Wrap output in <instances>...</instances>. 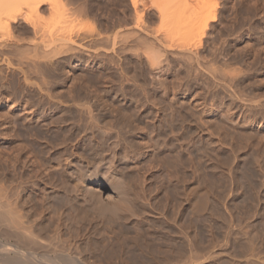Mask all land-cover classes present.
I'll return each instance as SVG.
<instances>
[{
  "label": "rangeland",
  "instance_id": "1",
  "mask_svg": "<svg viewBox=\"0 0 264 264\" xmlns=\"http://www.w3.org/2000/svg\"><path fill=\"white\" fill-rule=\"evenodd\" d=\"M27 1L28 0H26L25 6V4H21L19 0L18 5L21 4L22 6L19 8L17 5L18 8L17 6L15 7L16 9L13 8L15 13H20L24 6V10L27 9V12L30 11L27 7ZM56 1L57 0L53 2L57 3L58 1ZM133 1L134 0H77L82 9L81 12L79 11V15L76 13L77 10H74L76 9L74 7L79 5L77 2L75 6L73 5V9L69 6H61L62 8L60 9V6L57 4L56 6H58L59 11L58 14L56 12L54 14L55 16L57 14V17H54V12H49L47 15V10L45 12L47 19H45V13H42L43 15L41 17H44L40 23L46 20L42 23L45 25L44 27L50 24V22L48 24L47 20L54 21L55 19V24L54 22L51 24L53 26L52 28H56V26L58 27V25L62 23L61 19L63 16H66L65 19H69L70 15L68 13L71 12L70 14H72L76 11L72 14L73 17L71 16L73 22L70 21L69 24L72 26L71 29H69L70 32H67V34L70 33V36L72 35V37L76 36L79 31L83 34L84 31L82 30H85L84 28H81L83 25L87 29L89 28L93 31H90L89 33L91 34L86 36H82V34L79 33L81 39L79 38L80 41H77L80 43L84 39L82 37H85L84 40L87 43L96 40L97 43L100 44H95L96 47L92 45L95 47L94 49L89 46L90 44H94V42H89L88 45H86L87 43L83 40L81 43H86H84V45L81 44L83 45V49L78 43L76 44L80 49H78L76 44H72L75 46V49L77 48V52H73L75 54L74 56H72V50L70 51V49H68L66 50L67 54H64L63 52L61 57V54L56 56V53L55 56L53 55L54 58L53 56L44 57L46 55L42 48L39 50L38 56L36 55V51L30 50L31 52L29 51L30 53L28 52V54H26V52L25 54H13L14 57L12 58V64L14 67L3 66L4 72L7 70L5 73L8 77L10 76L11 81L14 80L15 82L16 80L17 83L15 82L16 85H14L10 79L7 78V81L10 83L8 84L5 80L7 83L4 82L5 84H3V87L5 88L0 89V123L1 120L5 118L7 119L9 115L13 118L11 119L13 122L11 121L12 126H10V129L5 130L6 132L4 131L0 136V172L2 173L6 171L4 174L2 173V175L8 174L7 176H2L3 178L0 175V181L2 180L1 182L4 183L6 182V187L8 185V188L5 187V189H7V192H11L12 190L10 189L12 187L10 188L9 184L11 182L14 183V177L16 175L15 179L18 180H15V182L18 181V183L16 182L18 185L15 186L16 183L11 184V186L13 185V191L16 193L13 194V191L12 194L9 193L12 198L10 201L15 202L16 199L14 197H16L18 201L20 200V204H22L24 199L26 203L23 204L28 205L25 206L26 211L28 207L30 210L27 211L28 213L30 212L29 215H32L33 218H37L40 221L36 220V222L33 220L32 222L35 221L38 224L42 223L41 229L45 227L40 230V227H36L34 222V224H32L33 227L35 226L34 229L37 228L38 233L44 231L40 233L41 236H43L45 232L50 235L49 237L45 234L47 240H49H45L44 243L40 242V246L39 241L38 244L31 246L34 248H37L36 246H38V248L35 249V251L37 250L36 254L34 250H30L37 257L42 254L41 256L43 257L40 256L41 258L46 260H49L50 258L52 259L53 254L50 253L53 251L52 247H58V249H54V254L58 256L60 255L63 259H69L70 257L69 260L76 262L77 264H82V262H84L83 264L86 262H89V264H142L143 258L141 257L143 256L142 254L140 255V250L142 249V241H144V239L147 240L150 247L154 248V251L161 249L160 251L167 250L169 253V250H175L174 247L177 246L176 243L179 244L178 240L176 242L174 238L170 237L171 241L174 242L173 244V242L171 243L170 238L166 235L170 232L169 235H172L173 233L170 226H173L175 222V224L177 223L176 225H178L177 228H179L180 225L182 227L183 220L181 222L179 218L184 219V223L190 221L193 223L195 217L200 214V212H204L202 211L205 208L204 206H206L204 204L209 202L211 198L213 201L211 200L209 204L207 203L208 205L206 206L207 208L205 212L211 209H218V207L221 211L220 206L222 205L217 203L219 201H215V199L222 198L219 195H224V199L226 196H229L226 200H230V197L232 199L234 197L236 198L233 199L236 200L234 203H227L226 200V203L222 201L225 206L226 204L229 205H227V207L224 205L222 206V213L225 216H228L229 214H226V210L229 211L231 206L234 207V209L235 206L241 207V201H243L241 197L246 198L257 197L259 194L264 195V0ZM184 1H186L185 4L188 1L187 8L192 11L194 10L193 13L190 11V14L188 9L186 14L185 12L187 9L185 10L184 7L182 12V5L180 6V4L182 2L184 3ZM136 2L137 5H135ZM48 5L49 4L47 3V6L45 7H48ZM84 5H86L87 8ZM82 6L85 8H82ZM177 6L181 8L177 9ZM172 7L176 8L175 10L177 13L175 10H172ZM88 8L92 10L90 11ZM213 9L217 10L218 19L215 22L212 33L209 35L208 40L204 42L205 45L203 48L204 50H201V57H196L195 59L192 57L191 59V56L190 58L188 57L191 53L188 50H185L186 52L183 51L184 48L180 50V46H184L182 43L186 45L188 40V44H191L190 42L193 39L194 42L197 41H195V39L199 38L204 26V13L207 10ZM53 10L56 11V9ZM68 10L70 12H68ZM84 10L86 16H84ZM160 11L163 13L161 14ZM178 12H180L181 15L180 13L178 14ZM23 14H25V12ZM75 14L78 16H75ZM47 16H51V18L54 19H48ZM182 16L183 19H181ZM81 18H84L85 22ZM21 19L22 21H20ZM21 19L19 20L20 23H16V25H21V22H24L23 18ZM65 19L63 18V20ZM138 19L140 21H138ZM59 22L61 23L59 24ZM66 23V25H68V22ZM16 25L14 26L17 28L18 25ZM70 26L68 25V28H70ZM148 27L150 30L155 29V33L154 30H147ZM18 28L20 29H16L18 34L14 30V35L17 34L16 37H19L20 35V38H24L23 41L25 42L24 44H26L24 46L28 45L33 49L32 45L28 43V40L33 37V31L32 33L27 32L26 34L23 29L21 30L20 26ZM63 29L62 31L66 33L65 29ZM77 29L80 30L77 31ZM87 29L85 31L88 32L89 30ZM135 29L138 30V32H135L136 34L140 33L137 35L135 34L132 37H130L132 34L128 36L129 32L131 31L133 33ZM72 30L73 32L75 31V33H78L76 35L75 33L72 34ZM118 34L121 36L120 38H118ZM99 35L101 36L100 38ZM122 35L125 37L127 35L128 38L123 39ZM141 35L146 37L144 38ZM163 35L164 37L166 35V37L169 38L167 39L168 43L166 38H164L163 41L162 39L160 41L158 38L159 36L163 38ZM6 36V34L2 35V38ZM94 36H97L98 38ZM179 36L180 38H176ZM137 37H141L138 41L140 44L145 41V44H148L149 41H152L149 43L150 51L151 46L155 45L154 47H156L161 45L163 47L166 42L165 46L168 44L167 47H160L162 48V51H165L162 53H164L165 55L163 54V56L168 59L166 60L167 62L163 63L162 61L165 60L161 57L162 54L160 53L161 56L157 54V52H161L160 47H156L160 51L156 48L154 50V47L152 50L155 52L157 51V57L155 58L152 56V60L155 58V63H153L152 60L151 63L149 62L150 60H146L147 56H149L146 51L149 52V50H146V48H144L145 46L139 45ZM171 37L176 39H172ZM90 38H92V40ZM143 38H148L149 40L144 41ZM170 38L172 41L175 40V42H170ZM181 38L182 40L179 41ZM100 41H102V43ZM193 41L192 44L194 43ZM114 42H116V45ZM176 43H179L180 45L178 46ZM169 44L176 46L173 47ZM72 45L71 48L73 47ZM85 46L91 48H85ZM186 46L189 47V45ZM186 46L185 49L188 48H186ZM121 47H123L124 50ZM146 47H148V45ZM169 47L171 49H169ZM84 48V52L86 53L81 51V49L84 50ZM172 48H175L174 52ZM178 50L182 53L180 54ZM80 51L82 53H80ZM78 52L79 56L77 55ZM167 52H170V54ZM23 54L26 57L28 55L29 58H27L30 62L28 63L29 65L25 62L26 57ZM31 54L36 60L40 59L41 56L43 57V60H38V62H41L40 64L33 57L38 63V65H36L37 67L34 65L35 63L32 64L30 61V59H32V57H30ZM16 56H19L20 59L16 58ZM77 56L81 58L79 59ZM144 56H146V58ZM50 58H52L51 62ZM16 59L20 61L24 59L22 60L24 63L21 64L20 61V63H16ZM46 61L48 62L47 65L44 63ZM53 62H55V65L53 64L54 66L51 65ZM151 64H153V67L150 66ZM27 65L30 66V68ZM43 65H46V69L48 68V70L44 69L45 66L43 67ZM49 65H51L50 68ZM26 66L29 69H27ZM19 67L26 71L28 78V81L26 82L27 84L24 81L25 75L19 73ZM37 68H39V70ZM40 69L44 70L42 71ZM9 72L12 77L14 75L13 80L11 75L8 74ZM48 72L51 77L48 75ZM20 78L24 83H22L21 80L18 82V79ZM28 82L32 85L28 84ZM18 83L20 84L19 87ZM16 89L21 91V93H17L18 91ZM80 89L83 91H80ZM49 93L52 95L51 97ZM79 93H85L84 95H87V97H83L84 95H80ZM42 98H44V100ZM80 100L83 101V104ZM86 102H88V104L91 103L92 105H88ZM81 105H83V107ZM90 105L93 106L92 109L99 110L95 115L104 111L106 113H104V115H107L106 120L109 123H102L101 125L99 123L101 127H99L97 123V128L96 126L92 127V125L87 124H93V121H95V118H92L93 110ZM78 107L79 109L81 108L84 113L86 112L88 115L87 117H89V114L92 115L91 119L94 120H89V122L86 118V114H84L85 116L83 115V120L80 118L81 116H77L78 113L81 115L83 114L81 113L82 110H79ZM87 107L90 109L91 113H89L90 111L87 112ZM34 110L37 111V115L34 113ZM76 111L78 113H76ZM46 112L48 113L46 114ZM81 120L82 123L85 121V125H88L85 129L82 127L83 124L81 123ZM54 121L56 122L54 123ZM85 125L83 126L85 127ZM93 125H95V122ZM79 126L81 127L79 128ZM106 126L108 128H106ZM1 128H3V125L0 126V129ZM36 132H38L40 135L39 137H41L38 138L39 140L41 139L40 141H37L38 133ZM20 133H22V135ZM33 133H35V135H33ZM35 139L37 144H34ZM100 143L103 144L101 145ZM51 144L53 145L52 147ZM73 145L75 147H73ZM76 145L79 146L77 147ZM97 147L100 148V150ZM74 148L76 149L73 150ZM62 149H66V151H61ZM71 150L72 152H70ZM73 152L77 153L74 154ZM61 153L63 154L62 157L65 158L61 159V156L58 157ZM32 156L37 158L39 162H43V164L45 163V165H42V163L37 164V159L35 160ZM73 156L77 158L75 159ZM29 158H32V160H28ZM55 158L59 159V161L66 159V163L70 161L69 164H76L77 171L75 170L76 166H73V164L68 165L64 161H62L64 164L61 162V165L57 160L59 163V165H57L58 163L55 161ZM79 158L83 160H80ZM71 159L73 161L75 159V161L73 162ZM77 159L85 164L80 163ZM20 160H23V162ZM14 161H19L18 163L16 162L18 165L14 164ZM32 161L36 163H33ZM77 161L78 163H76ZM20 162L25 166H27V163H30L26 169V167ZM39 164H41L42 167L45 166L44 169L48 167L47 170L43 171L44 169ZM65 164L67 166H65ZM82 164L86 166L88 164V166L84 167ZM12 165H15L14 168H17L18 172L17 170H14V168H12L14 171L10 170ZM19 165H22V168H18L17 166ZM81 165L84 169L87 168L84 170L86 176L84 171H81ZM64 166L66 169L63 170L62 168L61 171V167ZM71 166L72 169H69ZM95 167L97 168L95 169ZM21 169H25V173L24 171L22 173ZM41 169L43 172L39 173ZM58 169H60V171ZM68 169L70 172L73 170L71 174L68 172ZM78 170L82 173L81 177L84 175L83 178H80L79 176V180L82 179L81 181L76 179L78 178L76 175L81 174ZM88 170H92L93 173L97 171V173L95 172V175L92 176V172L89 173ZM9 172H12L13 176L11 174L9 176ZM16 172L17 174H15ZM61 172L62 176L60 174ZM66 172L69 173L70 177L74 175V180L69 176L67 177ZM73 172L79 173L74 174ZM100 173L101 175L104 174V176L99 175ZM37 174L39 176H37ZM87 174L91 176H88L89 178L96 179V182L92 184L93 190L91 187L84 188L83 180L88 178ZM11 176L12 179H9ZM43 177L47 180L45 178L43 179ZM7 178L9 179L8 181H6ZM44 180L46 181L44 182ZM66 180H69V183L66 182L68 185L65 183ZM62 182H64L66 186H64ZM74 182L80 183V186L82 185L81 187L84 188L76 190L77 192L80 191L77 194L76 191H74L75 188L80 189L81 187H76L79 184L75 183V185ZM120 185H122V187ZM71 186L72 188L75 186L73 190H71ZM124 187L130 189V191H128V189H126L127 191H124ZM189 187L196 189L192 191L194 193H197L196 191L200 193L199 189L203 188L204 193L200 194L202 196L206 193V197L200 196V198L204 199V197H211L207 200L204 199L206 201L204 203L203 199L200 201V198L195 194L197 196L196 199L199 198L198 201L203 203V208H201L202 206L200 205V202H195L196 196L191 194L192 192H188L187 194ZM94 188L98 189V193L97 191L95 192L97 195L94 193ZM115 190L116 193L114 192ZM120 190L123 193L126 192L123 197L121 196L122 192ZM117 192H121L120 196L125 199V201H123L122 198H119L123 203L118 201L119 194ZM99 193L101 195V197L99 196L98 198H101L100 202L98 199L96 200ZM82 194L84 195L85 200H83L84 197H81ZM190 194L194 196V200L191 199L192 196ZM250 194H254L255 196H250ZM76 195L79 197H76ZM215 195H218V197ZM127 196H129L128 198L130 199L126 200ZM182 196L184 199H182ZM18 197L20 198L18 199ZM185 197L188 198V200H193V202L190 203V201L185 200ZM92 198L94 199V202L91 201L93 200ZM13 199H15V201ZM86 200L93 202V204H89L90 202L86 203ZM110 200L113 201L110 202ZM182 200H184V203ZM96 201L98 202L96 203ZM117 201L121 203L120 205H124L127 201L131 204H126L128 207L122 205V207H124L122 209V207L117 204ZM187 201L189 203H187ZM101 202L107 205L104 206ZM106 202H109V204ZM237 202L239 204L234 205ZM263 202L260 205L261 210H263L262 208L264 207H262V205H264ZM100 203L104 208L106 207L105 211L107 213H104L105 211L103 212L104 208L101 207L102 205ZM192 203L194 206L190 207ZM198 203L202 210L199 209ZM97 204L98 206H96ZM116 204L119 205V207L116 208ZM177 204H180L178 208L175 206ZM91 205H93V208ZM112 206L114 208H112ZM126 208H128L129 211L133 209L132 211L135 210L136 213H126ZM197 208L199 209L198 212ZM174 209H176V211H174ZM234 209L231 208V210ZM236 209H238V207ZM164 210L167 216L169 214L171 217L172 214L173 217L176 214L172 218L176 219L173 221V224L172 221L171 223L167 221L169 217H166L163 213ZM190 210L191 212H189ZM160 211L161 214H159ZM186 212L188 215L191 213L188 217H191V215L193 217L194 215L193 220H191L192 217L190 219L186 218L187 214H184ZM102 213L104 215H102ZM182 213L184 217H182ZM235 213L239 214H236L238 218H243L241 212L239 213V211H235ZM235 213L234 217L232 216L233 219L237 218ZM58 214H60V217ZM155 217H159L158 220L160 219L162 220L161 222L165 223H162L164 227L170 223V226L168 225L169 228L168 226L164 228L160 224H156L158 228L155 227V224L153 223H155V221L159 223L158 220H155ZM164 217L166 218L164 219ZM30 218L32 220L31 216ZM178 222L180 223L178 224ZM184 223L183 225L185 226L186 223ZM159 225L161 228L169 231H165L164 229L159 231ZM176 225L172 227L175 232L178 230L175 227ZM188 225L186 226L188 227ZM58 226L60 228H58ZM181 227L179 229H182ZM156 228L157 231L153 234ZM60 231L61 235L63 234V237L61 236L59 238ZM164 232L166 233L164 234ZM160 233L164 234L163 236L161 235L162 238L159 237ZM0 236V244L2 243L0 247L6 242L8 245L14 244V239L3 238V235ZM157 236L159 239L156 238ZM164 237L166 239L168 238L166 242L164 241L165 243H168V241V245L171 243L169 246L162 241L165 240ZM44 238L46 239V237ZM44 238H42V240H44ZM49 243L52 246H47ZM161 243H163V246L160 245ZM41 244L44 246L41 247ZM17 245L19 246L20 244ZM25 246L21 247L24 251L31 248L30 246V248L27 246L28 249L24 248ZM67 246H70L71 248L68 250V248L66 249ZM72 246L78 251L77 255L74 252L72 253V251H76ZM59 247H63L64 249H59ZM39 248L43 250H40ZM46 248L49 251H47ZM155 248L158 249L156 250ZM45 251H47V254H44V256L43 253H46ZM63 251L66 253L70 252L66 254ZM39 252L40 254L38 255ZM79 252L83 257L85 256V258H83L85 261L81 258L82 256ZM159 253H157L158 256ZM47 256L49 259L46 258ZM58 256L54 257L55 259H52V262L60 258ZM65 256L66 258H64ZM63 259H61V261H59V259L58 261L62 264H68V262Z\"/></svg>",
  "mask_w": 264,
  "mask_h": 264
},
{
  "label": "bare ground",
  "instance_id": "2",
  "mask_svg": "<svg viewBox=\"0 0 264 264\" xmlns=\"http://www.w3.org/2000/svg\"><path fill=\"white\" fill-rule=\"evenodd\" d=\"M21 1H24V2H21ZM53 1H55V0H28L27 1V7H28V9L30 10V11H26V10H24V7L26 6V0H20V3L21 4H25V6L24 7H22V9H21V11H20V13H15V10L13 9V8H15L17 5H18V3H19V0H0V89H3V88H5V87H3V84H5L6 82H8L7 81V78H9L10 79V76L8 77V75L4 72V68H3V66L5 67V65L6 66H8V67H11V66H13V64H12V58L14 57V55L15 54H21V53H24L25 54V52H26V54H28V52L31 50H33V51H36V55L38 56V54H39V50L42 48L43 50H44V54L46 55V56H44V57H49V56H55V54H56V56L59 54H61V57H62V54H63V52H64V54H67L66 53V50H68V49H70V51L73 53V52H77V48L75 49V46H73V45H75L76 43H78L79 45H81V44H83L84 45V43L86 42L84 39H85V37H82V38H84L83 40L85 41L84 43H79L78 41H80V34H82V33H80V31H79V33L77 32L78 30H80V29H77V33H75V31L73 32V30H72V34H74L75 33V35L76 36H73L72 37V35L70 36V33H68L67 34V32H70V30L69 29H71V26H70V21H72V17H73V15L72 14H74L75 12H73L72 14H70L71 12L68 10V12H70V13H68L70 16V18L68 19H65V17L63 16V18L65 19V20H63V18L60 20L61 22H59V24L60 25H58V27L56 26V28H52L53 26H52V24H53V22H54V24H55V19L54 18H51V16H47L48 17V19L50 18V19H54V21L53 20H51V21H48L47 20V22H48V24H49V22H50V24L48 25V26H46V27H44L45 25H43L42 23H44L46 20H44V22H42V23H40L41 21H42V18L46 15V11L48 10V13H47V15L49 14V12L51 13H53V15L55 14V12L58 14V6H56L57 4L60 6V9L62 8L61 6H69V7H72V9H73V5L75 6L76 5V2H77V0H63L64 1V3H63V1L62 0H57L56 2L57 3H55V2H53ZM135 1V0H134ZM133 1V2H134ZM193 1V0H192ZM60 2V3H59ZM62 2V3H61ZM185 2L186 1H184V3L182 4H180V6L182 5V12H183V7L185 8V10H186V14H187V12H188V9L189 8H187V4H188V1H187V3L185 4ZM47 3L49 4L48 5V7H45V6H47ZM82 3V2H81ZM87 3V2H86ZM21 4H19L18 6H19V8H21L20 6H22ZM23 4V5H24ZM60 4H62V5H60ZM77 4H79V5H76L74 8H76V9H74V10H77V14L79 13V11L81 12L82 11V9H81V6H80V3H78L77 2ZM85 4V3H84ZM135 5H137V2H136V4ZM177 5H179V4H177ZM185 5H186V7H185ZM192 5V4H191ZM18 6H17V8H18ZM84 6H86V5H84ZM84 6H82V8H85ZM160 6V5H159ZM175 6H176V4H175ZM189 6V5H188ZM86 8H87V6H86ZM174 7H172V10H175L176 8L177 9H180L181 7H176V8H174ZM16 9V8H15ZM53 9H56V11L55 10H53ZM69 9H71V8H69ZM81 9V10H80ZM89 10H90V8H88ZM87 10V9H86ZM92 10V9H91ZM90 10V11H91ZM137 10H138V8H137ZM159 10H160V7H159ZM159 10H158V12H159ZM169 10H170V7H169ZM181 10H180V12H181ZM184 10V11H185ZM22 11H23V13L25 12V14H23L22 13ZM67 11V10H66ZM163 11V10H162ZM162 11H160L161 12V14L163 13ZM165 11V10H164ZM176 11V10H175ZM193 13V11L192 10H190L189 9V13L191 14V12ZM30 12V13H29ZM87 12V11H86ZM140 12V11H139ZM171 12V11H170ZM180 12H178V14L180 13ZM42 13H45L44 14V16L43 17H41L43 14ZM84 14H85V10H84V12H83ZM83 13H80V14H83ZM92 13V12H91ZM165 13V12H164ZM172 13L174 14V12L172 11ZM171 13V14H172ZM176 13H177V11H176ZM175 13V14H176ZM184 13V14H185ZM189 13H188V15H189ZM56 14V16L54 15V17H57L58 15ZM77 14H75V16L77 15ZM140 14H141V12H140ZM158 14V13H157ZM205 15L203 16V18H204V26H203V28H202V32H201V35H199V38H196L195 39V41L196 42H194L192 39V41L194 42L193 44H192V41L190 42L191 44H188L189 42V40L187 41V44L186 45H189V47L188 46H186L185 44H183L182 43V45H184V46H180L181 48H180V50H182V48H184L183 49V51H185V50H188L191 54L188 56L189 58H190V56H191V59H192V57H193V59H195L196 57L197 58H200L201 57V50H204L203 48H204V42L206 41V40H208V37H209V35L212 33V30H213V27L215 26V22L217 21V10L216 9H213V10H207V11H205V13H204ZM79 15V14H78ZM77 15V16H78ZM166 15H167V12H166ZM180 15H181V13H180ZM72 16V17H71ZM84 16H86V14L84 15ZM89 16V15H88ZM146 16V15H145ZM162 16V15H161ZM164 16V15H163ZM175 16V15H174ZM165 17V16H164ZM21 18H23V21L25 22H21V25H16V23H20V21H22V19ZM41 18V19H40ZM142 18V17H141ZM21 19V20H20ZM40 19V20H39ZM45 19H47L46 18V16H45ZM71 19V20H70ZM82 19V18H81ZM133 19V18H132ZM140 19V18H139ZM138 19V21H140ZM181 19H183V16H182V18ZM20 20V21H19ZM39 20V21H38ZM57 20V19H56ZM67 20V21H66ZM76 20V19H75ZM83 21H84V18L82 19ZM81 20V21H82ZM19 21V22H18ZM64 21H66V22H68V25L70 26V28H68V25H66L67 23L66 22H64ZM47 22H46V25H47ZM64 22V23H63ZM73 22V21H72ZM85 22V21H84ZM84 22H83V24H84ZM138 23V22H137ZM141 23V22H140ZM143 23V22H142ZM73 24V23H72ZM14 25H16L17 26V28L14 26ZM42 25V26H41ZM64 25V26H63ZM67 26V28H66V26ZM77 25V24H76ZM85 25V24H84ZM142 25V24H141ZM145 25V24H144ZM21 27V30L23 29L24 30V33H26L27 34V32L28 33H32V31H33V37L30 39V40H28L29 42V44H31L32 45V48L33 49H31L28 45L27 46H24V45H26V44H24L25 42L23 41L24 40V38H20V35H19V37L17 36L16 37V35L18 34L17 32V30L19 29L18 27ZM51 26V27H50ZM61 26H63L62 28H60ZM78 26H79V24H78ZM77 27V26H76ZM58 28V29H57ZM59 28H60V31H59ZM65 29V31H66V33L65 32H63L62 31V29ZM78 28V27H77ZM81 28H84L85 30L87 29L85 26H83L82 25V27ZM145 28V27H144ZM17 29V30H16ZM33 29V30H32ZM63 29V30H64ZM76 29V28H75ZM74 29V30H75ZM149 29V27L147 28V30ZM15 30V32L17 33L16 35H14V31ZM20 30V29H19ZM85 30H82V31H84L83 32V34H82V36H86V35H88V34H91V33H89L91 30L88 28L87 30H89L88 32L87 31H85ZM150 30V29H149ZM154 30V33H155V29H152V30H150V31H153ZM93 31V30H92ZM91 31V32H92ZM95 31V30H94ZM138 32V30L137 29H135V31L132 33L131 31L129 32V35L128 36H130L131 34V36L130 37H132L133 35H135L136 33L135 32ZM158 31V30H157ZM20 32H22V31H20ZM19 32V33H20ZM101 32V31H100ZM161 32V31H160ZM163 32V31H162ZM166 32H168V31H166ZM84 33H85V35H84ZM96 33V32H95ZM140 33V32H139ZM139 33H137V34H139ZM151 33H153V32H151ZM172 33V32H171ZM7 35L6 37H3L2 38V35ZM93 34V33H92ZM103 34V33H102ZM136 34V35H137ZM142 34V33H141ZM163 34V33H162ZM173 34V33H172ZM171 34V35H172ZM30 35H32V34H30ZM100 35H101V33H100ZM99 35V38L101 37ZM108 35V34H107ZM119 35V34H118ZM118 35H117V37H118ZM146 35V34H145ZM170 35V36H171ZM21 36H22V34H21ZM104 36V35H103ZM109 36V35H108ZM123 36V35H122ZM128 36L126 35V37L125 36H123V39L124 38H128ZM141 36H143V35H141ZM158 36V35H157ZM168 36V35H167ZM23 37H26V36H23ZM77 37V38H76ZM88 37H90V36H88ZM94 37H96V38H98L97 36H94ZM110 37V36H109ZM112 37V36H111ZM121 36L119 35V37L118 38H120ZM144 37V36H143ZM146 37V36H145ZM144 37V38H145ZM149 37V36H148ZM161 37H162V35H161ZM160 36L158 37L159 39H160V41H161V39H162V41H163V39L164 38H166V41H167V43H168V40L167 39H169V38H167L166 37V35H165V37H164V35H163V38H161ZM80 38V39H79ZM138 39H137V42L139 41V39L141 38H139V37H137ZM143 38V40L145 41V40H149L148 38H146V39H144ZM154 38H156V37H154ZM172 38V37H171ZM171 38H170V42L172 41L171 40ZM174 38V37H173ZM172 38V39H173ZM176 38H180V36L179 37H176ZM176 38H174V39H176ZM89 39V38H88ZM91 40H92V38H90ZM107 39V38H106ZM110 39V38H109ZM112 39V38H111ZM184 39V38H183ZM25 40H26V38H25ZM78 40V41H77ZM93 40H95V39H93ZM114 40H116V39H114ZM126 40V39H125ZM125 40H124V42H125ZM136 40V39H135ZM155 40V39H154ZM180 40H182V38L181 39H179V41ZM187 40V39H186ZM96 41V40H95ZM95 41H89L90 43H92V42H94V44H90L89 46H91V47H93L94 49H95V44H100V43H97V41H96V43H95ZM121 41V40H120ZM127 41V40H126ZM143 41V42H144ZM158 41V40H157ZM156 41V42H157ZM88 42V43H89ZM101 43H102V41H100ZM150 42H152V41H149V43ZM164 42H165V40H164ZM169 42V43H170ZM173 43L175 42V40H173L172 41ZM177 42V41H176ZM87 43V42H86ZM85 43V44H86ZM88 43L86 44V45H88ZM139 43V45H142V46H145L144 48H146V50H149V52L148 51H146V53H148V55L151 57V59H150V57L149 56H147V59L146 60H150L149 62L151 63V60H152V56H154L155 58L157 57L156 56V52L155 51H152L153 50V47L155 46H151V51H150V45H149V43L148 44H145L146 43V41L144 42V43H142V44H140V42H138ZM166 43V42H165ZM165 43H164V46L163 47H167V45L165 46ZM179 43H181V42H179ZM179 43H176V45H180ZM73 44V45H72ZM114 44L116 45V42H114ZM152 44V43H151ZM162 44V43H161ZM71 45L73 46L72 48H71ZM77 45V44H76ZM83 45H81V48L83 49ZM92 45H94V46H92ZM122 45V44H121ZM148 45V47H146ZM169 45H172V44H169ZM175 45V44H174ZM175 45V46H176ZM66 46H68V47H66ZM89 46H85V48L86 47H89ZM125 46V45H124ZM161 46V45H160ZM159 45L158 46H156L157 48L158 47H160ZM173 46V45H172ZM175 46H173V47H175ZM185 46H186V48L187 49H185ZM77 47H78V45H77ZM91 47H89V48H91ZM156 47H154V50H155V48ZM162 47V46H161ZM160 47V50L163 48H161ZM171 47V46H170ZM169 47V49H171ZM65 48V49H64ZM85 48H84V50H82L81 49V51L82 52H84L85 51ZM115 48V47H114ZM118 48V47H117ZM122 49H123V47H121ZM120 48V49H121ZM156 48V49H157ZM177 48V47H176ZM75 51H74V50ZM78 49H80V47H78ZM121 49V50H122ZM165 49V48H164ZM124 50V49H123ZM126 50V49H125ZM157 50H159V49H157ZM159 50V51H160ZM172 50H173V52H174V50H175V48H172ZM30 51V52H31ZM79 51V50H78ZM80 51V53H82ZM116 51V50H115ZM144 51V50H143ZM168 51V50H167ZM187 51V52H188ZM29 52V53H30ZM60 52V53H59ZM62 52V53H61ZM71 52H70V54H71ZM118 52V51H117ZM121 52H123V51H121ZM120 52V53H121ZM150 52H152V53H150ZM153 52H155V53H153ZM162 52H165V51H162L161 50V52H157V54L158 55H160L161 56V54H162V56L161 57H163L164 58V60L165 61H162L163 63L164 62H167L166 60H168L167 58H165L164 56H163V54L164 53H162ZM176 52V51H175ZM178 52H179V50H178ZM177 52V53H178ZM186 52V51H185ZM204 52V51H203ZM84 53H86V52H84ZM150 53V54H149ZM161 53V54H160ZM167 53H169L170 54V52H167ZM166 53V54H167ZM172 53V52H171ZM180 53V52H179ZM182 53V52H181ZM180 53V54H181ZM14 54V55H13ZM23 54V55H24ZM77 54V53H76ZM122 54H124V53H122ZM145 54V53H144ZM153 54H155V55H153ZM189 54V53H188ZM13 55V56H12ZM35 55V56H36ZM41 55V54H40ZM58 55V56H59ZM75 54L73 53L72 54V56H74ZM78 56H79V52H78V54H77ZM83 55V54H82ZM143 55V54H142ZM141 55V56H142ZM145 55H147V54H145ZM165 55V54H164ZM177 55V54H176ZM183 55V54H182ZM12 56V57H11ZM25 56V55H24ZM23 56V57H24ZM30 56V55H29ZM54 56H53V58H54ZM77 56V58H81V57H78ZM26 57V56H25ZM27 57H28V55H27ZM25 58L26 60H25V62L28 64V63H30L28 60V58ZM30 57H32V54H31V56ZM34 57V56H33ZM33 57H32V59H30V61L32 62V64H34L35 66L36 65H38V63L40 64L41 62H38V60H43L42 58V56H41V58L40 59H37L36 60V58L34 57V59L38 62H36L34 59H33ZM67 57V56H66ZM69 57V56H68ZM145 58H146V56H144ZM159 57V56H158ZM168 57V56H167ZM16 58H18V59H20V57L18 56H16ZM154 58V59H155ZM51 59L52 58H50V62H51ZM62 59V58H61ZM75 59V58H74ZM73 59V60H74ZM154 59L152 60V62L153 63H155L154 62ZM22 60H24V59H22ZM22 60L20 61V60H17L16 59V63H18L19 61L21 62V64L22 63H24V61L22 62ZM40 60V61H41ZM142 60V59H141ZM28 61V62H27ZM35 61V62H34ZM45 61V60H44ZM54 61V60H53ZM79 61V60H78ZM14 62V61H13ZM19 62V63H20ZM47 62V61H46ZM46 62H44L46 65L48 64V62L46 63ZM15 63V62H14ZM25 63V64H26ZM43 63V64H44ZM55 62H53L51 65H53ZM61 63V62H60ZM20 64V65H21ZM162 64V63H161ZM166 64V63H165ZM17 65V64H16ZM29 65V64H28ZM27 65V66H28ZM46 65H43V67L45 66V68L44 69H46ZM51 65H49V68H50V66ZM55 65V64H54ZM53 65V66H54ZM57 65V64H56ZM65 65V64H64ZM153 64H151L150 66H152ZM26 66V67H27ZM14 67V66H13ZM13 67H12V69H13ZM29 68H30V66H28ZM27 67V69H29ZM37 67V66H36ZM57 67V66H56ZM61 67V66H60ZM153 67V66H152ZM161 67H162V65H161ZM166 67H167V65H166ZM55 68V67H54ZM11 69V70H12ZM20 71H19V73L20 74H24L25 75V77H24V81H25V83L28 81V78H27V74H26V71L23 69V68H18ZM31 69H34V68H31ZM38 70H39V68H37ZM37 69H35V70H37ZM44 69H40V70H44ZM53 69V68H52ZM10 70V71H11ZM14 70H16V69H14ZM46 70H48V68L46 69ZM57 70V69H56ZM52 72V71H51ZM49 73V72H48ZM47 73V74H48ZM8 74H10L11 75V73L9 72ZM13 74V73H12ZM17 74V73H16ZM44 74V73H43ZM53 74V73H52ZM59 74V73H58ZM44 75H46V74H44ZM48 75H50V73L48 74ZM40 76H41V74H40ZM43 76V75H42ZM47 76V75H46ZM46 76H44V77H46ZM11 77H12V75H11ZM50 77H51V75H50ZM54 77V76H53ZM13 78H14V75H13V77H12V80H13ZM43 78V77H42ZM5 80H6V82H5ZM19 81L18 82H20V80H21V78L20 79H18ZM10 81H11V79H10ZM22 81V80H21ZM24 81H22V83H24ZM40 81V80H39ZM5 82V83H4ZM12 82V84H14V85H16L15 84V82H16V80H15V82H14V80L13 81H11ZM46 82V81H45ZM10 82H8V84H9ZM17 83V82H16ZM38 83V82H37ZM53 83V82H52ZM7 84V83H6ZM27 84V83H26ZM28 84H30L29 82H28ZM11 85V84H10ZM19 83H18V87H19ZM22 85V84H21ZM30 85H32V84H30ZM29 86V85H28ZM17 87V86H16ZM26 87V86H25ZM81 87V86H80ZM6 88H8V87H6ZM81 88H83V87H81ZM12 89H13V87H12ZM14 89H15V87H14ZM20 89H22V88H20ZM17 90V89H16ZM16 90H15V92H16ZM49 90V89H48ZM72 90V89H71ZM1 91V90H0ZM5 91V90H4ZM9 91H10V88H9ZM12 91V90H11ZM18 91V90H17ZM80 91H83V90H81L80 89ZM6 92V91H5ZM21 93V91H18L17 93ZM2 93V92H1ZM33 93V92H32ZM43 93V92H42ZM52 93V92H51ZM86 93V92H85ZM85 93H79L80 95H84ZM78 94V95H79ZM42 95H45V94H42ZM49 95H50V97L52 96L50 93H49ZM32 96V95H31ZM37 96V95H36ZM48 96V95H47ZM55 96V95H54ZM75 96V95H74ZM87 97V95H84L83 97ZM39 97V96H38ZM42 97V96H41ZM70 97H72V96H70ZM80 97H82V96H80ZM82 97V98H83ZM19 98V97H18ZM67 98V97H66ZM79 98V97H78ZM22 99V98H21ZM43 100H44V98H42ZM46 99V98H45ZM63 99V98H62ZM75 99V98H74ZM73 99V100H74ZM77 99V98H76ZM84 99V98H83ZM3 100V99H2ZM19 101V100H18ZM46 101V100H45ZM44 101V102H45ZM48 101V100H47ZM77 101V100H76ZM86 101V100H85ZM84 101V102H85ZM52 102V101H51ZM78 102H79V100H78ZM80 102H82V104H83V101H81L80 100ZM18 103V102H17ZM85 104V103H84ZM86 104H88V102H86ZM86 104H85V106H86ZM89 104H91V103H89ZM88 104V105H89ZM79 105H80V103H79ZM92 105V104H91ZM90 105V106H91ZM82 107H83V105H81ZM60 107V106H59ZM92 107L93 106H91V109H92ZM88 108V107H87ZM86 108V109H87ZM77 109V108H76ZM78 109H79V107H78ZM79 110H82L81 108L79 109ZM78 110V111H79ZM93 110V112H92V115H90L89 114V117H90V119H89V117H87L88 115L86 114V112L84 113V111L82 110V112L81 113H83L82 115L81 114H79L77 111H76V113H78V115L77 116H81L80 118L83 120V115L84 114H86V118L88 119V121L89 120H91V121H93L92 119H91V116H92V118L94 117L95 118V121H93V124H94V122H95V125H93L92 123H87V124H89V125H92V127L94 126H96V124L98 123V125H99V123H100V125L103 123V124H106L108 121L106 120L107 118V115H104V111H101V112H99V114L98 115H95V114H97L98 113V111L96 110V109H92ZM94 110H96V111H94ZM35 111V110H34ZM52 111V110H51ZM88 111H90V109L88 108V110H87V112ZM97 112V113H96ZM103 112V113H102ZM31 113H32V110H31ZM36 115H37V111H35L34 112ZM48 112H46V114H47ZM89 113H91V111L89 112ZM94 113V114H93ZM101 113V114H100ZM15 114V113H14ZM106 114V113H105ZM44 115V114H43ZM50 115V114H49ZM95 115V116H94ZM85 116V115H84ZM109 116V115H108ZM12 116L11 115H9L8 117H7V119L5 118V119H3V120H1V125L0 126H2L3 125V128H1L0 129V136L2 135V133H4V131L5 130H7V129H10V126H12V124H11V119H13V118H11ZM19 117V116H18ZM43 117V116H42ZM78 117V118H79ZM15 118H16V115H15ZM46 118V117H45ZM85 118V117H84ZM85 118V119H86ZM129 119V118H128ZM53 120V119H52ZM51 120V121H52ZM82 120H81V123H82ZM97 120V121H96ZM34 121V120H33ZM13 122V121H12ZM56 121H54V123H55ZM90 122V121H89ZM124 122V121H123ZM80 123V122H79ZM85 121H84V123H82L83 125H85ZM109 123V122H108ZM85 125V127L82 125V127L85 129L88 125ZM79 125H81V124H79ZM99 125V127H101ZM20 126V125H19ZM81 126H79V128H80ZM90 127V126H89ZM92 127H90V128H92ZM98 127V128H99ZM102 127H105V126H102ZM112 127V126H111ZM118 127V126H117ZM12 128H14V127H12ZM11 128V129H12ZM33 128V127H32ZM35 128V127H34ZM96 128H97V126H96ZM106 128H108L107 126H106ZM21 129V128H20ZM36 129H38V128H36ZM35 129V130H36ZM83 129V130H84ZM105 129V128H104ZM19 130V129H18ZM34 130V129H33ZM94 130V129H93ZM96 130V129H95ZM100 130H101V128H100ZM99 130V131H100ZM121 130V129H120ZM123 130V129H122ZM16 131H17V129H16ZM38 131V130H37ZM82 131V130H81ZM90 131H91V129H90ZM107 131V130H106ZM118 131V130H117ZM6 132V131H5ZM15 132V131H14ZM108 132H109V130H108ZM111 132V131H110ZM122 132V131H121ZM8 133V132H7ZM11 133V132H10ZM17 133V132H16ZM36 133H38V132H36ZM96 133V132H95ZM94 133V134H95ZM9 134V133H8ZM18 134H19V131H18ZM21 135H22V133H20ZM24 134V133H23ZM109 134V133H108ZM107 134V135H108ZM6 135V134H5ZM5 135H4V137H5ZM21 135H19L20 137H22ZM33 135H35V133H33ZM37 135H38V137H37ZM36 135V137H37V141L39 140L38 138H41V137H39L40 135H39V133ZM77 135V134H76ZM106 135V136H107ZM32 136V135H31ZM72 136V135H71ZM78 136V135H77ZM76 136V137H77ZM84 136V135H83ZM111 136V135H110ZM13 137V136H12ZM25 137V136H24ZM23 137V138H24ZM58 137V136H57ZM98 137V136H97ZM61 138V137H60ZM63 138V137H62ZM70 138H72V137H70ZM79 138V137H78ZM3 139V138H2ZM15 139V138H14ZM14 139H12V140H14ZM59 139V138H58ZM75 139V138H74ZM86 139V138H85ZM106 139V138H105ZM111 139V138H110ZM112 139H113V136H112ZM17 140V139H16ZM41 140V139H40ZM39 140V141H40ZM82 140V139H81ZM15 141V140H14ZM24 141V140H23ZM71 141V140H70ZM84 141V140H83ZM115 141V140H114ZM125 141V140H124ZM74 142V141H73ZM109 142V141H108ZM33 143V142H32ZM40 143V142H39ZM47 143V142H46ZM81 143H83V142H81ZM23 144V143H22ZM22 144H21V146H22ZM25 144V143H24ZM34 144H37L36 143V139H35V143ZM33 144V145H34ZM77 144H80V143H77ZM101 144V143H100ZM103 144V143H102ZM101 144V145H102ZM125 144V143H124ZM69 145V144H68ZM68 145H67V147H68ZM72 145V144H71ZM99 145V144H98ZM25 146V145H24ZM49 146H50V144H49ZM48 146V147H49ZM53 145L51 144V147H52ZM70 146V145H69ZM77 146V145H76ZM79 146V145H78ZM77 146V147H78ZM33 147H35V146H33ZM65 147V146H64ZM71 147V146H70ZM73 147H75L74 145H73ZM99 147V146H98ZM97 147V148H98ZM110 147V146H109ZM22 148V147H21ZM24 148V147H23ZM106 148V147H105ZM31 149H35V148H31ZM51 149V148H50ZM69 149V148H68ZM76 148H74L73 150H75ZM99 150H100V148H98ZM97 149V150H98ZM22 150V149H21ZM102 150V149H101ZM33 151H35V150H33ZM41 151H43V150H41ZM61 151H66V149L65 150H61ZM104 151V150H103ZM28 152H30V151H28ZM70 152H72V150L70 151ZM102 152V151H101ZM31 153H33V152H31ZM59 153V152H58ZM63 153V152H62ZM60 154L58 157H60L61 156V159H63V158H65V157H62V155L63 154ZM67 153H68V151H67ZM74 154L75 153H77V152H73ZM105 153V152H104ZM51 154V153H50ZM100 154V153H99ZM34 155H36V154H34ZM65 155H66V153H65ZM68 155V154H67ZM69 155H71V154H69ZM101 155V154H100ZM28 156V155H27ZM37 156V155H36ZM50 156V155H49ZM49 156H48V158H49ZM72 156V155H71ZM75 156H77V155H75ZM81 156V155H80ZM29 157V156H28ZM31 157V156H30ZM32 157H34V156H32ZM57 157V158H58ZM69 157V156H68ZM74 157V156H73ZM100 157V156H99ZM35 158V157H34ZM51 158H53V157H51ZM57 158H55L56 160V162H57V160H58V162H62V161H64L65 162V160H61V161H59V159H57ZM70 158V157H69ZM72 158V157H71ZM75 159L77 158V157H74ZM80 158H82V157H80ZM79 158V159H80ZM32 160V158H29L28 160ZM37 158H35V160H36ZM75 159H74V161H75ZM28 160H25V161H28ZM54 160V159H53ZM72 160V159H71ZM78 160V159H77ZM80 160H83V159H80ZM21 161V160H20ZM24 161V162H25ZM73 161V160H72ZM73 161V162H74ZM79 161V160H78ZM78 161L76 162V163H78ZM19 162V161H14L13 163L14 164H17V163ZM21 162H23V160L21 161ZM20 162V163H21ZM33 162V161H32ZM31 162V163H32ZM36 162H37V164L38 163H42V165H45V163L43 164V162H39L38 161V159L36 160ZM36 162H33V163H36ZM57 162V163H58ZM64 162H62L63 164H64ZM69 162L70 161H68V163H66V164H68V165H71V164H73V163H71V164H69ZM80 162V161H79ZM104 162V161H103ZM30 163V162H29ZM29 163H27L26 165L28 166L29 165ZM32 163V164H33ZM62 163H61V165H62ZM80 163H83L82 161L80 162ZM88 163V162H87ZM21 164H23V163H21ZM65 164V166H67ZM83 164H85V163H83ZM82 164V165H83ZM18 165V164H17ZM36 165V164H35ZM41 167H42V165L41 164H39ZM57 165H59V163L57 164ZM79 165V164H78ZM81 165V167H82V169H81V167H80V169H81V171L83 170H86V169H84V167L86 166V165H83L82 166ZM20 166V165H19ZM19 166H17L18 168H22V165L19 167ZM23 166H25L24 164H23ZM27 166H25L26 167V169H27ZM31 166V165H30ZM29 166V167H30ZM39 166V167H40ZM47 166V165H46ZM65 166L64 167H61V171H62V168H63V170H65L66 168H65ZM73 166H76V164H73ZM87 166H88V164H87ZM86 166V167H87ZM15 167V165L13 166H11V169L10 170H12V168H14ZM24 167V168H25ZM55 167H57V166H55ZM54 167V168H55ZM10 168V167H9ZM43 169L45 168V166H43L42 167ZM48 168V167H47ZM47 168L46 169H44L43 171H45V170H47ZM58 168V167H57ZM72 169V166L71 167H69V169ZM97 167H95V169H96ZM68 169V170H69ZM78 169H79V166H78ZM89 169V168H88ZM14 170H17V168H14ZM14 170H12V171H14ZM25 170V169H24ZM23 169H21V171H22V173H23V171H24ZM54 170V169H53ZM59 171H60V169H58ZM75 170L77 171V166H76V168H75ZM4 171V170H3ZM42 171V169L39 171V173L40 172H43ZM58 171V172H59ZM73 171V170H72ZM71 171V172H72ZM79 172H80V170H78ZM89 171V173L90 172H92V170L90 171V170H88ZM87 171V172H88ZM6 172V171H5ZM5 172H2L3 174L5 173ZM17 172H18V170H17ZM17 172L15 173V174H17ZM19 172H20V170H19ZM51 172H53V171H51ZM64 172V171H63ZM68 172H70V170L68 171ZM68 172H66L67 174H66V176L68 177H70V175H69V173ZM71 172H70V174H71ZM79 172H77V173H79ZM96 173H97V171H95ZM94 172V173H95ZM99 172V171H98ZM1 173V172H0ZM2 173L0 174L1 175V177L2 176H7L8 174H6V175H2ZM14 173V172H13ZM24 173H25V171H24ZM38 173V174H39ZM74 174L76 173V172H73ZM76 173V174H77ZM81 173V172H80ZM84 173H85V171H84ZM93 172H92V176H94L95 174H94ZM10 174L12 175V172H9V176H10ZM37 174V176H39ZM41 174H43V173H41ZM61 174V176H62V172L60 173ZM64 174V173H63ZM99 175H101V173L99 174ZM13 176V175H12ZM12 176H11V178L9 177V179H12ZM18 176V175H17ZM50 176V175H49ZM64 176V175H63ZM78 176V178H76V179H78L79 180V176H80V178H83L84 177V175H83V177H81L82 176V173L79 175H76V177ZM85 176H86V173H85ZM91 177L89 174H87V177ZM101 176H104V174H102ZM0 177V178H1ZM15 177H16V175H15ZM15 177H14V183L13 182H9L10 184H9V187L11 188L10 190H12L13 191V185L11 186V184H15L16 182L18 183V181H16L15 182V180H18V179H15ZM21 177V176H20ZM42 177V176H41ZM46 177H47V175H46ZM74 175L73 176H71L70 178H72L73 180H74ZM86 178V179H84L83 180V184H84V188L85 187H91V189L93 188L92 187V184L94 183V182H96V179H94V178ZM97 177V176H96ZM100 177V176H99ZM3 178V177H2ZM5 178V177H4ZM22 178V177H21ZM45 177H43V179H44ZM62 178V177H61ZM107 178V177H106ZM8 178H7V180L6 181H8L9 180ZM39 179H41V178H39ZM42 179V180H43ZM46 179V178H45ZM63 179H64V177H63ZM62 179V180H63ZM5 180V179H4ZM3 180V181H4ZM47 180V179H46ZM46 180H44V182L46 181ZM78 180H76V181H78ZM82 180V179H81ZM81 180H79V181H81ZM104 180H105V178H104ZM2 181V180H1ZM0 181V235H3V238H11V239H14L13 241H14V244H9L8 245V243L6 242L5 244L3 243V245H2V247H0V264H62V263H60L59 261H61V259H63L62 257H60V255L58 256V255H56V254H54L55 253V251H54V249L56 250V249H58V247L57 248H54V247H52V250L54 251V253H53V251H51L50 253H52L53 254V258L52 259H55L54 257H60V258H58V259H56V260H54L53 262H52V259L50 258H48V256L46 257V258H48L49 260H46V259H43V258H41V257H43V256H39V257H37L35 254H36V252H37V250L35 251V249H37L38 248V246H36L37 248H34V247H31V246H33V245H36V244H38V241H39V246H40V242L41 243H44V241L45 240H47V236H45V234H46V232H45V234H43V236L44 237H46V239L43 237V236H41V234L40 233H42V232H44V231H40L39 233H38V231H37V228L36 229H34V227H33V225L32 224H34V222L36 221V220H38L39 221V219H35V218H33V216L32 215H29L30 214V212L28 213L27 211H30L29 209H28V207H27V211H26V209H25V206H28V205H24L25 203H26V201L23 199V201L24 202H22V204H20V200L18 201L17 200V198L16 197H14L15 199H16V201H15V199H13L15 202H12V201H10V200H12V198L10 197V194L9 193H11L12 194V191L11 192H7L6 190L7 189H5V187H6V182L4 183V182H1ZM69 181V180H68ZM67 180L65 181V183L66 182H68ZM106 181V180H105ZM41 182V181H40ZM98 182V181H97ZM2 183H4L5 184V186H4V184H2ZM16 183V185L15 186H17L18 184ZM20 183V182H19ZM63 184H64V186H66L65 185V183L64 182H62ZM69 183V182H68ZM75 183H77V182H74V184ZM82 183V182H81ZM67 184V183H66ZM73 184V185H74ZM77 184H79V185H77L76 187H78V186H80V183H77ZM97 184V183H96ZM68 185V184H67ZM76 185V184H75ZM109 185V184H108ZM14 186V187H15ZM82 186V185H81ZM80 186V187H81ZM121 187H122V185H120ZM124 186V185H123ZM126 186V185H125ZM184 186V185H183ZM61 187H62V185H61ZM75 187V186H74ZM74 187L72 188V186H71V190H73L74 189ZM113 187V186H112ZM111 187V188H112ZM6 188H8V185H7V187ZM83 187H81L80 189H76L75 188V190L74 191H76V190H81V189H84ZM99 188V187H98ZM186 188V187H185ZM184 188V189H185ZM190 188V190H191V188L192 187H189ZM189 188H188V190H187V194H188V192H192L194 189L192 188V190L190 191L189 190ZM198 188V187H197ZM16 189V188H15ZM17 189H18V187H17ZM95 189V188H94ZM119 189H120V187H119ZM126 189H128L127 187L125 188H123V190L125 191ZM184 189H182V190H184ZM187 189V188H186ZM185 189V190H186ZM93 190V189H92ZM112 190V189H111ZM122 190V189H121ZM120 190V191H121ZM122 190V191H123ZM196 190V189H195ZM200 190V193L202 194V193H204V190H203V188L201 189H199ZM202 190V191H201ZM19 191V190H18ZM97 191V193H98V189H95V191H94V193ZM100 191V190H99ZM121 191V192H122ZM127 191V190H126ZM128 191H130V189H128ZM73 192V191H72ZM80 192V191H79ZM79 192H77L76 191V194L77 193H79ZM82 192V191H81ZM115 193H116V190L114 191ZM120 192V193H121ZM186 192V191H185ZM197 193H198V191H196ZM16 192H14L13 191V194H15ZM73 193H75V192H73ZM84 193V192H83ZM89 193V192H88ZM90 193H93V192H90ZM118 194H119V197H118V201H121V199H119V198H122L123 196H124V194H126V192L125 193H123L122 192V194H121V196H120V193L119 192H117ZM194 193V192H192L191 194H194V196H198L199 198H200V196H201V194L200 193ZM130 194V193H129ZM186 194V193H185ZM190 194V195H191ZM196 194V195H195ZM200 194V195H199ZM95 195H97L96 193H95ZM117 195V194H116ZM115 195V196H116ZM189 195V196H190ZM255 196L254 194H250V196ZM262 195V196H261ZM15 196H17V195H15ZM20 196V195H19ZM44 196V195H43ZM81 196V195H80ZM99 196L101 197V195H100V193H99V195L97 196V198H96V200L99 198ZM192 196V195H191ZM194 196H192V198L191 199H193L194 198ZM197 196L195 197V202L197 203V201H198V199H196L197 198ZM202 196H205L206 197V193H205V195L203 194ZM201 196V197H202ZM215 196H217L218 197V195H215ZM219 196H221L220 198L221 199H215V201H219V202H217L219 205L221 204L222 206L224 205L225 206V204L224 203H226L225 202V200L226 199H228V197L226 198L225 197V199L223 198L224 197V195H219ZM236 196V195H235ZM249 196V195H248ZM257 196V195H256ZM45 197V196H44ZM47 197V196H46ZM76 197H79V196H77L76 195ZM81 197H84V195L82 194V196ZM80 197V198H81ZM87 197H88V194H87ZM126 197V196H125ZM129 196H127V198H126V200L127 199H130V198H128ZM204 197V199H208V198H211V197H208V198H205ZM213 197V196H212ZM232 197H233V195H232ZM9 198H11V199H9ZM20 197H18V199H19ZM79 198V199H80ZM186 198V197H185ZM242 199H243V201H241L242 202V205L243 204H245V205H241V207L240 206H235V209H234V207H232L231 206V208H233L234 210H231V208H230V210L228 211V210H226V214L229 216H225L223 213H222V206H220L221 207V211L219 210V207H218V209L216 208V209H211V210H207V212H205L206 211V206L209 204V202L212 200V198L210 199V201L209 202H206L203 198H200L199 200L200 201H202V199H203V201H204V203L206 202V204H204V205H206V206H204L205 208L202 210L201 208H203V203L202 202H200V201H198V202H200V205L202 206L201 208H200V206H199V203H198V206H199V209H201L202 211H204L203 213H201L200 212V214H198L196 217H195V220H193V217H194V215H193V217H192V215H191V217H192V219L191 220H193V223L190 221V222H188V223H184V219H180L179 218V220H181V222H182V220H183V222H182V227H181V225H180V227L182 228V229H179V228H177V226L178 225H176L175 224V222H174V224H173V221H175L176 219H172L173 217H172V214H171V217L169 216V214H168V216L165 214V210H164V214L166 215V217H169V219H167V221L168 222H170L171 223V221H172V224H173V226L174 225H176L175 227L178 229V230H176V232L174 231V229H172V225L170 226L169 224L170 223H168L167 221V223H168V225L170 226V229H171V231H173V233H172V235H169L170 233H168V234H166L169 238L171 237V238H174L175 240H176V242H177V240H178V242H179V244L178 243H176L177 244V246L176 247H174L175 248V250L173 249H171V250H169L170 252L168 253V251L166 250V251H160L161 249H158V248H155L157 251H154V248H152V247H150V245H148L149 243H147V240L146 239H144V241H142V249H141V247H140V251L142 252H140V255L142 254V256L143 257H141V258H143V261H142V264H264V205H262V209L263 210H261V208H260V205H261V203L264 201V195L263 194H259V196H257V197H241ZM45 199V198H44ZM87 199H90V198H87ZM93 199V198H92ZM101 199V198H100ZM100 199H98L99 200V202H100ZM123 199V198H122ZM132 199V198H131ZM182 199H184L183 198V196H182ZM233 199H236L235 197L233 198ZM231 197H230V200H226L227 201V203H234V202H236V200H233ZM238 199H240V198H238ZM242 199H240V200H242ZM81 200H82V198H81ZM83 200H85V197L83 198ZM115 200V199H114ZM185 200H188V198H186ZM194 200V199H193ZM193 200H188V201H190V203L191 202H193ZM18 201V202H17ZM22 201V200H21ZM91 201H93L94 202V199L93 200H91ZM102 201V200H101ZM113 200H110V202H112ZM117 201V202H118ZM123 201H125V199H123ZM123 201H121L122 203H123ZM183 201V203H184V200H182ZM187 201V203H189ZM213 201V200H212ZM224 203H223V202ZM85 202V201H84ZM87 202H90V201H87L86 200V203ZM93 202H90L89 204H93ZM98 201H96V203H97ZM105 202V201H104ZM128 202V203H127ZM127 202H125L124 203V207L126 206V207H128L127 205L129 204H131V203H129V201H127ZM131 202V201H130ZM238 202H239V200H238ZM235 203L234 205H237V204H239V203ZM24 203V204H23ZM102 203V202H101ZM100 203V204H101ZM106 203H108L109 204V202H106ZM195 203V204H196ZM208 203V204H207ZM264 203V202H263ZM99 204V205H100ZM102 204H104V206H106L105 205V203H102ZM101 204V205H102ZM110 204H113V203H110ZM117 204H121L120 202H118ZM116 204V205H117ZM127 204V205H126ZM176 204V203H175ZM181 204V203H180ZM180 204L178 205H175V206H177L176 208H178L179 206H180ZM211 204H212V202H211ZM100 205V206H101ZM115 205V206H116ZM119 205H117L116 206V208L117 207H119ZM122 205H120L121 207H122ZM188 205H190V204H188ZM227 205L228 204H226V206L225 207H227ZM231 205V204H230ZM233 205V204H232ZM93 205H91V207H92ZM96 206H98V204L96 205ZM99 206V208L101 209V207L102 208H104V206L102 205L101 207ZM182 206V205H181ZM192 206H194L193 205V203L190 205V207H192ZM198 206H195V207H198ZM229 206V205H228ZM120 207V208H121ZM124 207H122V209L124 208ZM134 207V206H133ZM212 207V206H211ZM238 207V209H236ZM93 208V207H92ZM98 208V207H97ZM98 208V209H99ZM106 208V207H105ZM105 208H104V210H103V212L105 211ZM111 208V207H110ZM112 208H114L113 206H112ZM228 208V209H229ZM132 209V208H131ZM130 209V210H131ZM192 209V208H191ZM195 209V208H194ZM199 209L197 208V212L199 211ZM102 210H99V211H102ZM126 210V213H132L133 214V212H135V210L134 211H129L128 210V208H126L125 209ZM179 210V209H178ZM177 210V211H178ZM200 210V211H201ZM223 210L225 211V209L223 208ZM110 211H111V209H110ZM127 211H129V212H127ZM172 212H174V211H176V209H174V211L173 210H171ZM180 211V210H179ZM223 211V212H224ZM229 213H228V212ZM235 211H239V213L241 212V214H242V216H243V218H238V216L237 215H239V214H237V213H235ZM109 212V211H108ZM184 212V211H183ZM189 212H191V210L189 211ZM188 212V213H189ZM104 213H107L106 211L104 212ZM136 213V212H135ZM157 213V212H156ZM166 213H167V211H166ZM169 213H170V211H169ZM174 213H176V212H174ZM180 213V212H179ZM225 213V212H224ZM234 213H235V216H237V218H232V216L234 217ZM31 214H32V212H31ZM158 214V213H157ZM159 214H161V211L159 212ZM185 215L187 214V212L186 213H184ZM191 214V213H190ZM189 214V215H190ZM237 214V215H236ZM102 215H104L103 213H102ZM101 215V216H102ZM164 215V216H165ZM180 215V214H179ZM182 215V217H184V215H183V213L181 214ZM181 215H180V217H181ZM188 214H187V217L186 218H191V217H188L189 216ZM30 216L32 217V220H31V218H30ZM58 216L60 217V214H58ZM157 216V215H156ZM160 217H163V216H160ZM166 217H164V219L166 218ZM240 217V216H239ZM30 218V219H29ZM156 218V217H155ZM159 218V217H158ZM158 218H156L155 220H158ZM176 218V217H175ZM43 219V218H42ZM59 219V218H58ZM162 219V218H161ZM189 219H188V221H189ZM239 219V220H238ZM31 220V221H30ZM33 220H35L34 222H32ZM160 220V219H159ZM158 220V222L159 223H157V221H155V223H153V224H155V227H157V225L156 224H160V225H162L163 226V224H165L164 222H161L162 220H160L159 221ZM170 220V221H169ZM179 220H177V221H179ZM238 220V221H237ZM153 221H154V219H153ZM165 221V220H164ZM176 221V222H177ZM30 222H31V224H30ZM37 222V221H36ZM35 222V225H36V227H40V230H42V229H44V228H42L41 229V224H38V223H36ZM40 222V221H39ZM161 222V223H160ZM163 223V224H162ZM166 223V224H167ZM180 222H178V224H179ZM183 223L185 224V226L183 225ZM191 223V224H190ZM204 223V224H203ZM38 224V225H37ZM153 224H152V226H153ZM188 224H190V225H188ZM159 225V227H160V229H159V231L162 229H164L166 226H168V225H166L164 228H161V226ZM186 225H188V227L186 226ZM169 226H168V228H169ZM184 226V227H183ZM58 228H60L59 226H58ZM158 228V227H157ZM157 228L154 230V232H153V234L155 233V231H157ZM59 230V229H58ZM57 230V231H58ZM165 231L167 230V229H164ZM167 231H169V230H167ZM59 232V231H58ZM175 232V233H174ZM157 233H159V232H157ZM156 233V234H157ZM166 232H164V234H165ZM155 234V235H156ZM164 234H159V237H161V235L163 236ZM46 235H48V233L46 234ZM63 235V234H62ZM61 235V231H60V235H59V238L62 236ZM5 236V237H4ZM49 237H50V235H48ZM166 236V237H167ZM1 237V236H0ZM63 237V236H62ZM42 238H44V240H42ZM157 239H159L158 238V236L156 237ZM162 238V237H161ZM160 238V239H161ZM165 238V237H164ZM171 238H170V241H171ZM2 239V238H1ZM168 239V238H167ZM167 239L165 238V240H162L163 242L165 241H167ZM173 239V240H174ZM3 240V239H2ZM5 240H7V239H5ZM42 240V241H41ZM49 240V239H48ZM47 240V241H48ZM46 241V242H47ZM159 242H161V241H159ZM164 242V244H167V246H169L173 241H171V243L168 245V243H169V241H168V243H165ZM20 244L19 246L17 245V244ZM21 243H22V245L23 246H25L24 248H27L28 249V247L30 248L29 250H26V251H24V250H22L21 249V247H23L22 245H21ZM2 244V243H1ZM0 244V245H1ZM52 244V243H51ZM173 244H174V242H173ZM175 244V245H176ZM69 245H71V244H69ZM160 245H162L163 246V243H161ZM28 246V247H27ZM42 246H44L43 244H41V247ZM47 246H52V245H50V243L47 245ZM46 246V247H47ZM172 246V245H171ZM20 247V248H19ZM40 247V248H41ZM73 247V246H72ZM155 247H157V246H155ZM160 247V246H159ZM23 248V249H24ZM39 248V249H40ZM48 248V247H47ZM47 248H46V250H47ZM60 248H63V247H59V249ZM68 248V250H69V248H71L70 246H67L66 247V249ZM74 248V247H73ZM151 248V249H150ZM170 248H172V247H170ZM43 249H44V247H43ZM43 249H40V250H43ZM49 249V248H48ZM64 249V248H63ZM62 249V250H63ZM66 249H65V251H66ZM75 249V248H74ZM73 249V250H74ZM32 250H34L35 251V254L34 253H32L31 251ZM72 250V249H71ZM76 250V249H75ZM153 250V251H152ZM33 251V252H34ZM47 251H49V250H47ZM47 251H45L46 253H43V255L44 254H47ZM60 251V250H59ZM42 252V251H41ZM44 252V251H43ZM61 252V251H60ZM64 252V251H63ZM70 252V251H69ZM69 252H67V253H69ZM76 253V255L78 254L77 252V250L76 251H72V253ZM160 252V253H159ZM49 253V252H48ZM64 253H66V252H64ZM63 253V254H64ZM66 253V254H67ZM152 253H154V254H157V253H159V256H158V254L157 255H154V254H152ZM40 254V252L38 253V255ZM66 254H64V255H66ZM79 254H81L80 252H79ZM50 255V254H49ZM54 255H56V256H54ZM45 256V255H44ZM69 256V255H68ZM81 256H82V254H81ZM45 258V257H44ZM64 258H66V256L64 257ZM82 259L83 258H85V256L83 257H81ZM60 259V260H59ZM68 259V258H67ZM67 259H63L64 261H66V262H68V264H77L76 262H72L71 260H69L70 259V257H69V259L67 260ZM59 260V261H58ZM62 260V261H63ZM84 260V259H83ZM70 261V262H69ZM82 261V260H81ZM85 261V260H84ZM87 261V260H86ZM84 262H82V264H83ZM89 264V262H86L85 264ZM65 264H67V263H65Z\"/></svg>",
  "mask_w": 264,
  "mask_h": 264
}]
</instances>
